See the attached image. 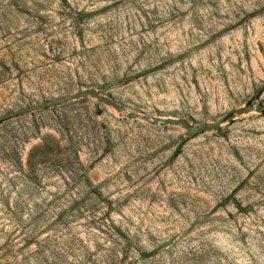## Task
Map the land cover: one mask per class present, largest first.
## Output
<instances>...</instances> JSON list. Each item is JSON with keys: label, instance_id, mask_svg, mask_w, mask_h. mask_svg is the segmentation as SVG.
<instances>
[{"label": "rangeland", "instance_id": "374dc122", "mask_svg": "<svg viewBox=\"0 0 264 264\" xmlns=\"http://www.w3.org/2000/svg\"><path fill=\"white\" fill-rule=\"evenodd\" d=\"M88 88L0 124V264H264V0H0V115Z\"/></svg>", "mask_w": 264, "mask_h": 264}, {"label": "water", "instance_id": "95a60500", "mask_svg": "<svg viewBox=\"0 0 264 264\" xmlns=\"http://www.w3.org/2000/svg\"><path fill=\"white\" fill-rule=\"evenodd\" d=\"M87 97L95 98L97 101L102 102L105 105L113 107L118 112L125 111L112 98H109L105 95L98 93L94 88H88V89L80 90V91H77L71 94L61 96L53 100L45 101L43 103L24 106L14 111L5 112L0 115V124L9 119L38 111L42 107L52 108L54 106H58V105H61V104H64V103H67L73 100H77L80 98H87ZM260 111H264V107H261ZM167 124L172 125V126H180L184 130L185 135L190 136V137H194V136H197V135H200L205 132L212 131V130L216 131L220 128L219 121L211 122V123L207 122V123H203L200 125H192L189 121L182 119V118L168 119Z\"/></svg>", "mask_w": 264, "mask_h": 264}, {"label": "trees", "instance_id": "16d2710c", "mask_svg": "<svg viewBox=\"0 0 264 264\" xmlns=\"http://www.w3.org/2000/svg\"><path fill=\"white\" fill-rule=\"evenodd\" d=\"M236 205H237V207H239V204L238 203Z\"/></svg>", "mask_w": 264, "mask_h": 264}]
</instances>
